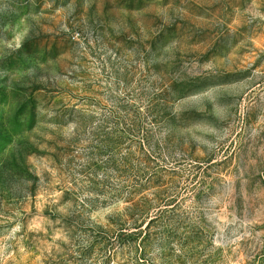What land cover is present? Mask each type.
<instances>
[{"label":"rangeland","instance_id":"rangeland-1","mask_svg":"<svg viewBox=\"0 0 264 264\" xmlns=\"http://www.w3.org/2000/svg\"><path fill=\"white\" fill-rule=\"evenodd\" d=\"M0 264H264V0H0Z\"/></svg>","mask_w":264,"mask_h":264}]
</instances>
